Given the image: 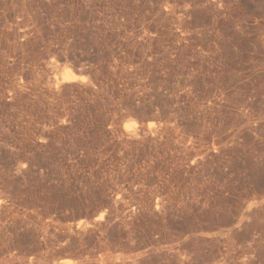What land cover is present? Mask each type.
Returning <instances> with one entry per match:
<instances>
[{
	"label": "rangeland",
	"instance_id": "374dc122",
	"mask_svg": "<svg viewBox=\"0 0 264 264\" xmlns=\"http://www.w3.org/2000/svg\"><path fill=\"white\" fill-rule=\"evenodd\" d=\"M0 264H264V0H0Z\"/></svg>",
	"mask_w": 264,
	"mask_h": 264
},
{
	"label": "bare ground",
	"instance_id": "6f19581e",
	"mask_svg": "<svg viewBox=\"0 0 264 264\" xmlns=\"http://www.w3.org/2000/svg\"><path fill=\"white\" fill-rule=\"evenodd\" d=\"M62 77H63L62 78L63 81H74L79 79L81 75H77L76 73H74L73 70L69 69L68 67H65Z\"/></svg>",
	"mask_w": 264,
	"mask_h": 264
}]
</instances>
